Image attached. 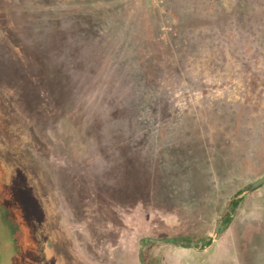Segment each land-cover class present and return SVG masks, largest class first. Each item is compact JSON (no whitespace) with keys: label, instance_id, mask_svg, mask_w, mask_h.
Instances as JSON below:
<instances>
[{"label":"rangeland","instance_id":"374dc122","mask_svg":"<svg viewBox=\"0 0 264 264\" xmlns=\"http://www.w3.org/2000/svg\"><path fill=\"white\" fill-rule=\"evenodd\" d=\"M263 93L264 0H0L2 264H264Z\"/></svg>","mask_w":264,"mask_h":264},{"label":"flooded vegetation","instance_id":"af4514ba","mask_svg":"<svg viewBox=\"0 0 264 264\" xmlns=\"http://www.w3.org/2000/svg\"><path fill=\"white\" fill-rule=\"evenodd\" d=\"M1 188H3V186H0V190H1ZM7 213H9L10 214V217H9V219H8V221H9V223H11V227H9V225L8 224H6L5 222L6 221H3V219H2V215L1 214H3V212H4V209L3 208H0V218H1V222H3L4 223V225L8 228V230H9V232H10V234H11V238H10V240H11V242H12V244L14 243L16 246H18L19 245V243H18V241H22V247L19 245V249H20V251H21V253L23 254V252L24 253H26V252H28L29 251V248H34L33 247V245H30V243L32 242V244L34 243V241L32 240V241H30L31 239H32V236H31V234H30V231H29V229L27 228V226H24V228L22 227V225H20V226H18L17 225V223H16V221H14V224L15 225H13L12 224V221H13V218L11 217V213H10V211H8V210H5ZM46 221H45V227H46ZM19 229H20V232H21V236H20V240H18L17 238H16V236H13V233H18L19 232ZM41 232V230H39V233ZM33 238H35V236L33 235ZM49 238V237H48ZM8 239V238H7ZM50 239V238H49ZM57 239V238H56ZM9 240V239H8ZM37 240V239H36ZM58 240V239H57ZM47 241H48V239H46V238H44V244L46 243V245H47ZM10 242V241H9ZM30 242V243H29ZM53 242V241H52ZM59 243H60V241H59ZM54 244H56V248H57V243H54ZM47 248H48V245L46 246ZM50 248H53V246L52 247H50ZM0 252H1V248H0ZM18 255H20V254H18ZM20 257V259H21V255L19 256ZM3 263V259H2V255H1V253H0V264H2Z\"/></svg>","mask_w":264,"mask_h":264},{"label":"water","instance_id":"95a60500","mask_svg":"<svg viewBox=\"0 0 264 264\" xmlns=\"http://www.w3.org/2000/svg\"><path fill=\"white\" fill-rule=\"evenodd\" d=\"M262 185H264V175L260 176L258 179H256L255 181L249 183L248 185H246L242 190L239 191V193L237 195H235L233 198H230L227 202V204L223 207L220 215L217 217L216 220V224H215V228H214V238L216 237V235L219 232V224L221 221V217L223 215V213L225 212L227 205L230 204V202L235 199V200H239L241 199L244 195H246L247 193L256 190L257 188L261 187Z\"/></svg>","mask_w":264,"mask_h":264},{"label":"trees","instance_id":"16d2710c","mask_svg":"<svg viewBox=\"0 0 264 264\" xmlns=\"http://www.w3.org/2000/svg\"><path fill=\"white\" fill-rule=\"evenodd\" d=\"M244 1H246V0H244ZM248 2V1H247ZM249 2H248V9H249ZM239 9V8H238ZM237 9V10H238ZM238 12H240L239 10H238ZM237 15L235 14V17H236ZM238 19V18H237ZM237 21H239V20H237ZM263 95V97H264V93L262 94ZM233 106V108H230V111L232 110V109H234L235 107V105H232ZM224 109V108H223ZM246 110V109H245ZM229 111V112H230ZM248 111V110H247ZM228 112V113H229ZM229 116H230V118H231V114L229 113ZM242 118V117H241ZM240 118V119H241ZM233 120H236L235 118H233ZM237 122V121H236ZM236 124H239L238 122L236 123ZM243 126V125H242ZM239 193V191H237L234 195H233V197L235 196V195H237ZM239 201L240 200H235V199H233L231 202H230V205L232 206V207H236L237 205H238V203H239ZM2 215V219H3V221H6L5 223L6 224H8L9 225V227H11L12 225H11V223H9V221H8V219H9V217H10V214L9 213H7L6 211H4L3 212V214H1ZM224 217H226V215L224 216ZM225 218H223L222 219V222H226L227 221V218L224 220ZM185 247H188V246H185Z\"/></svg>","mask_w":264,"mask_h":264}]
</instances>
